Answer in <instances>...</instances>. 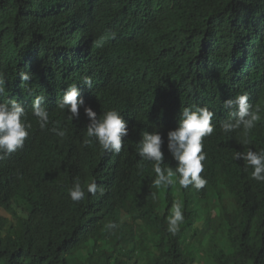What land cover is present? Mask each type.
Segmentation results:
<instances>
[{"label":"trees","instance_id":"1","mask_svg":"<svg viewBox=\"0 0 264 264\" xmlns=\"http://www.w3.org/2000/svg\"><path fill=\"white\" fill-rule=\"evenodd\" d=\"M0 74V102L27 108L34 90L52 114L41 129L30 110L27 146L0 158V264H264V183L233 158L264 149V0H0ZM72 84L98 117L115 109L127 122L119 154L84 144L83 108L74 120L58 109ZM242 93L261 116L247 145L242 130L220 129L224 101ZM193 105L214 113L207 185L156 188L141 134L159 131L162 167L175 168L167 133ZM77 179L95 181L96 195L73 202ZM173 202L184 213L175 235L165 222Z\"/></svg>","mask_w":264,"mask_h":264},{"label":"clouds","instance_id":"2","mask_svg":"<svg viewBox=\"0 0 264 264\" xmlns=\"http://www.w3.org/2000/svg\"><path fill=\"white\" fill-rule=\"evenodd\" d=\"M19 78L22 82L31 80L28 72L21 70ZM83 85L89 89L92 87V78L85 75L82 77ZM5 81L3 74H0V96L5 92ZM34 90L27 94L31 101L27 108L18 100L12 98L0 102V158L4 155H11L19 149L27 146L30 140L31 124L27 123V115L32 110V115L38 119L39 127L46 129L50 124L51 112L45 107H50V101L43 95H35ZM25 100V97H23ZM27 104L28 99L25 101ZM46 105V106H44ZM57 107L61 111H67L69 119H78L80 109L83 108L85 116L89 123L86 129V139L84 144L88 145L95 140L100 149L105 153L119 154L123 147V138L128 136V124L115 110L103 112L101 116L88 106L82 98V93L76 84H72L64 91L61 99L57 101ZM223 107L228 110V117L220 124V129L225 133H232L242 130L244 139L243 145H247L249 133L260 121V109L253 108L249 103L247 93L238 94L235 98H230L223 103ZM214 113L208 107H183L179 116L178 127L167 133V148L172 158L176 162V167L164 165V153L162 145L164 143L159 131L153 130L143 132L142 139L138 143L137 153L142 160L152 163L156 178L153 186H174L177 183L180 188L188 189L191 185L196 190L204 189L207 185V179L201 175L204 172V161L207 153L204 151L205 137L211 136L215 130L213 125ZM57 136L63 138L66 130L58 126L51 129ZM235 160L243 159L244 170L250 172V179L264 183V149L253 151L252 148H245L243 152L236 151ZM97 184L95 181L82 186L79 179L67 190L68 195L73 202H80L86 198V194L97 193ZM101 195L103 189L100 190ZM155 193H152L155 198ZM2 210V209H0ZM19 215L27 214L19 212ZM184 221L183 205L180 202H173L166 218L167 231L175 235L179 231V226ZM107 228L113 229L115 223H108Z\"/></svg>","mask_w":264,"mask_h":264},{"label":"rangeland","instance_id":"3","mask_svg":"<svg viewBox=\"0 0 264 264\" xmlns=\"http://www.w3.org/2000/svg\"><path fill=\"white\" fill-rule=\"evenodd\" d=\"M0 216L6 217L8 214L4 210H0Z\"/></svg>","mask_w":264,"mask_h":264}]
</instances>
